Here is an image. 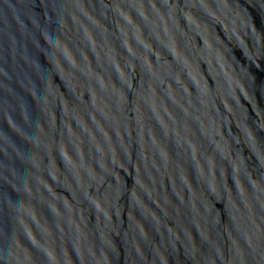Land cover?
Instances as JSON below:
<instances>
[{
  "label": "water",
  "instance_id": "1",
  "mask_svg": "<svg viewBox=\"0 0 264 264\" xmlns=\"http://www.w3.org/2000/svg\"><path fill=\"white\" fill-rule=\"evenodd\" d=\"M0 264H264V0H0Z\"/></svg>",
  "mask_w": 264,
  "mask_h": 264
}]
</instances>
